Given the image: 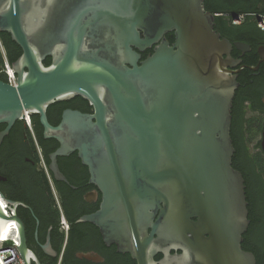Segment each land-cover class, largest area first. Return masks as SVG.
I'll use <instances>...</instances> for the list:
<instances>
[{
    "label": "water",
    "instance_id": "water-1",
    "mask_svg": "<svg viewBox=\"0 0 264 264\" xmlns=\"http://www.w3.org/2000/svg\"><path fill=\"white\" fill-rule=\"evenodd\" d=\"M204 2L0 0V32L23 50L12 64L17 84L0 79V147L25 111L39 115L44 138L59 143L49 155L55 179L67 181L58 158L78 152L103 194L78 222L96 225L138 264H257L243 248L250 211L231 134L244 68L233 69L231 51L251 48L223 37ZM77 96L93 111L68 108L52 124L49 107ZM0 195V240L15 224L31 264L17 209L28 206Z\"/></svg>",
    "mask_w": 264,
    "mask_h": 264
},
{
    "label": "trees",
    "instance_id": "trees-1",
    "mask_svg": "<svg viewBox=\"0 0 264 264\" xmlns=\"http://www.w3.org/2000/svg\"><path fill=\"white\" fill-rule=\"evenodd\" d=\"M205 7L208 11H211L216 15V30L219 31L223 37H228L231 40L245 39L253 34H260L264 37V30L258 25V19L256 14L264 15V0H205ZM242 16L241 23H234L235 18ZM168 39L173 42L174 34L168 33ZM2 45V46H1ZM4 48L7 58L11 64H13L23 53L22 48L12 39L10 33L0 32V79L8 81L6 74L4 73L5 57L2 52ZM153 50L148 49L142 53V59H145ZM52 62L51 57H47L45 65H49ZM252 71L249 69L244 70L239 81L241 82V89L236 91L233 107V122H232V138L236 153L233 158V166L240 170L245 178L246 194L249 202V218L252 220L251 226L247 233L244 234L246 241L243 242V247L246 250L252 251L256 258L257 264H264V158L259 161V171H256V164H252V167L247 165V162L240 164L235 159L244 160L247 154L245 143L239 138L236 130V125L239 123L240 110L243 101L250 100L254 109L259 110L264 114V103L261 101V94L257 84L252 85L250 79L254 76L251 75ZM255 78V77H254ZM258 80V79H257ZM66 108L78 109L82 112H92L93 107L89 101L81 96H77L71 100L57 102L51 105L48 109L49 120L52 124L57 125L61 118L63 111ZM32 123L34 134L37 142L41 147L43 157L46 164L49 166L51 152L55 151L59 146V143L55 139H49L50 146L47 147L46 140L43 136V126L40 123L39 115H32ZM254 120L251 118L248 120V131L252 133ZM259 131H264V117L258 119ZM6 125L0 126V131ZM254 134H251V136ZM30 142V143H29ZM29 143V144H28ZM29 145L32 146L30 149ZM35 156V157H34ZM27 158L34 159L37 162H41V157L36 146L35 138L22 120L17 121L11 130L10 134L4 138V141L0 147V174L3 177H7V181H0V190L3 194L14 200H23L30 203L36 210V215L40 218L42 224L46 225L45 230H48L53 222L42 215L38 210V206L31 201V195L38 189V175H40L49 191L51 190L50 182L46 171L41 167L37 170L32 166ZM256 163V162H255ZM64 213L71 224L75 225V221L82 214H71L68 207L64 206ZM261 210V214L259 211ZM57 225H54L52 235H57L58 248L61 252L63 246L67 241V234L61 229V212L56 210ZM18 214L25 221L27 230L35 229V217H32L27 213L26 209L20 207ZM256 214V217H253ZM253 217V218H252ZM71 232V231H70ZM258 234V242L254 244L252 237ZM58 264V260L54 262Z\"/></svg>",
    "mask_w": 264,
    "mask_h": 264
},
{
    "label": "flooded vegetation",
    "instance_id": "flooded-vegetation-1",
    "mask_svg": "<svg viewBox=\"0 0 264 264\" xmlns=\"http://www.w3.org/2000/svg\"><path fill=\"white\" fill-rule=\"evenodd\" d=\"M241 22L242 19H240L238 24ZM234 23L237 22H235L234 20ZM229 40L231 42L242 41L250 46L251 49L246 52L238 50L236 47L232 49L231 55L236 60L240 61L239 64L235 66L233 69L237 70L240 69L241 66H244V68H242L238 73V79L244 70L249 69L252 71L251 75H253L255 78L254 77L251 78L250 83L252 85L254 84L258 85V82H260L258 88L259 90H261L260 97H261V101L264 103V60L262 59L261 54L259 53L260 48L264 49V37L260 34H253L247 37V40L245 39H240V40L229 39ZM240 89H241V82L237 90ZM262 117H264V114L259 110L254 109L250 100H245L243 101L241 106L239 123H237L236 125V130L238 132L239 138H241L246 145L247 154L244 157V160L243 159L242 160L240 159V161L237 159L235 160L236 162L238 161L240 164L247 162V165L249 164L250 167H252V164H256L255 167L257 172L259 171V167H258L259 163L257 161L258 159L259 161H261V159L264 158V146L262 143L264 139V131L262 133L258 132L259 131L258 119ZM61 118L59 122L61 121ZM233 118H232V122H233ZM251 118H256V120H254L252 133L248 131V120ZM1 125H6V124H1ZM5 127H3L2 130H4ZM31 132L34 136L35 135L34 129L33 131L31 130ZM251 134L254 135L251 136ZM45 140L47 147L50 146V143L48 142L49 139H45ZM36 146L38 148L39 154L40 152L42 154V150L38 142H36ZM29 147L30 149L32 148L31 145H29ZM27 161L30 162V164L33 167L35 166L37 170H40L41 167L43 168L42 163L37 162L35 158L34 159L27 158ZM58 164L61 171L66 176L67 181L56 180L53 173L50 171L49 166L47 165L49 169V173L47 172L46 173L50 182L51 190L49 191L47 184L45 183L43 178L40 175H38L37 176L38 182L36 183L39 184V186L38 189L35 190L34 194L31 195V201L38 206V210L42 213L43 216L49 218L53 222V224L50 225V227H52V230L54 225H57V218L55 213L56 210H60L61 215L65 217L68 223L69 221L64 213V209H65L64 206L68 207V210L71 214H82L75 221L74 226L73 225L71 226V224L69 223L68 232H66L63 229L62 217H61L60 227L67 234V241L63 246L61 252L59 251L58 248L57 235L53 236L51 230L50 232L51 251L53 255L47 253L45 249V245L47 244V236L50 227H48L47 231L45 230L46 225L45 224L43 225L40 218L37 217L35 208L26 201L14 200L5 196L10 200L20 201L26 204L28 207L20 205L18 206L17 209L23 207L24 209H26L28 214H30L32 217H35V221H36L35 229H30L28 232L25 221L19 215V217L23 220L26 227L28 246L33 252V256L31 257L30 260L31 264H38L37 261H39L41 264H54L56 260H58V264H138V261L134 259L130 253L120 252L116 244L107 245L103 239L100 229L96 225L88 222L86 223L78 222V220L83 215L96 212L100 208L103 198V194L98 189V187L90 182L91 176L89 173V169L87 166H85L82 163L78 155V152H74L69 156L59 157ZM5 181H7V179L4 180V182ZM259 214H261V210L259 211ZM253 217H256V214ZM250 221L251 222L249 228L252 223L251 219ZM252 239L254 244L256 243V241L258 242V234L256 233L252 237ZM245 241L246 238L244 237L243 242ZM175 252H176L175 250L172 251V253ZM178 252L180 253L181 251L179 250ZM163 258H164L163 253H158L155 256V259L157 261H161Z\"/></svg>",
    "mask_w": 264,
    "mask_h": 264
},
{
    "label": "built area",
    "instance_id": "built-area-1",
    "mask_svg": "<svg viewBox=\"0 0 264 264\" xmlns=\"http://www.w3.org/2000/svg\"><path fill=\"white\" fill-rule=\"evenodd\" d=\"M255 16L258 19L260 27L262 28V30H264V15L256 14ZM236 19L240 21V19H242V16L235 18V22L238 23L239 21H236ZM1 48H2V52L4 54V57H5L4 70L3 71L7 76V79H8L7 82L10 84L16 85L17 84V74L14 71L12 64L8 60L4 48L3 47H1ZM22 121H24L26 123V125L29 127V129H31L33 131L32 117L27 111H25ZM34 138H35V135H34ZM35 141H36V139H35ZM40 156H41V163H42L43 168L45 169V171L47 173H49L48 166H47L41 152H40ZM5 208H7L6 205H5ZM9 225H14V228L10 231V234L8 236H5L0 240V260H1L2 264H25L24 260L21 257V254L18 250L19 240L17 238V235L15 234L18 231V228L13 223H11ZM62 226H63V229L66 232H68L69 223L67 222V220L65 219L64 216H62Z\"/></svg>",
    "mask_w": 264,
    "mask_h": 264
},
{
    "label": "bare ground",
    "instance_id": "bare-ground-1",
    "mask_svg": "<svg viewBox=\"0 0 264 264\" xmlns=\"http://www.w3.org/2000/svg\"><path fill=\"white\" fill-rule=\"evenodd\" d=\"M0 200L2 201V203H3L4 205H6L4 199L2 198L1 195H0ZM13 228H14V225H8V226H7V233H6L5 236H8V235L10 234V231H11ZM5 236H4V237H5Z\"/></svg>",
    "mask_w": 264,
    "mask_h": 264
},
{
    "label": "rangeland",
    "instance_id": "rangeland-1",
    "mask_svg": "<svg viewBox=\"0 0 264 264\" xmlns=\"http://www.w3.org/2000/svg\"><path fill=\"white\" fill-rule=\"evenodd\" d=\"M236 21H239V20L236 19Z\"/></svg>",
    "mask_w": 264,
    "mask_h": 264
}]
</instances>
